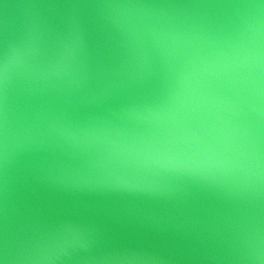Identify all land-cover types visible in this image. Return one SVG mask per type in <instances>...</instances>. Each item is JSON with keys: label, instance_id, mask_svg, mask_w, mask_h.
Listing matches in <instances>:
<instances>
[{"label": "clouds", "instance_id": "clouds-1", "mask_svg": "<svg viewBox=\"0 0 264 264\" xmlns=\"http://www.w3.org/2000/svg\"><path fill=\"white\" fill-rule=\"evenodd\" d=\"M21 7L34 11L18 23L0 21V264H74L76 257L84 264H175L167 249L98 247L134 229L187 245L194 253L188 259L264 264V0ZM89 26L109 41L112 63L98 66L102 83L85 99H106L155 76L161 91L154 101L85 120L55 106L85 93L94 79ZM18 89L30 101L23 108ZM23 156L35 158L32 180L53 190L167 199L172 193L161 178L180 175L238 207L209 222L106 208L87 209L105 223L53 219L36 201L17 207Z\"/></svg>", "mask_w": 264, "mask_h": 264}, {"label": "water", "instance_id": "water-1", "mask_svg": "<svg viewBox=\"0 0 264 264\" xmlns=\"http://www.w3.org/2000/svg\"><path fill=\"white\" fill-rule=\"evenodd\" d=\"M47 0H3V3L12 5L7 10L0 3V21L6 17L10 23H18L23 17L31 14L34 10L21 7L30 3H43ZM59 3H69L73 0H55ZM159 2L195 3V2H219V0H159ZM46 14H53V11L62 13L64 10H40ZM87 14V10H85ZM91 63L94 79L85 93L77 94L70 103L55 101V106L65 110L74 119L85 120L92 116L106 115L109 110L118 109L121 105L129 102L154 101L161 91V82L158 77H151L141 83L135 84L127 89L112 91L106 99L91 98L87 93L96 87V71L112 63L111 45L106 37L94 26H89L88 35ZM48 103H53L50 98H45ZM40 103L39 99L31 101ZM29 99L22 90L18 89L16 104L23 108L29 104ZM35 163L32 156H23L16 165V201L17 207L23 211L25 206L36 201L49 208L53 219L70 217L82 221H95L105 223L101 217L91 215L89 208H106L117 210H154L158 214L174 215L177 218L199 219L202 222H209L223 216H230L236 212L235 202L225 198L217 190L203 184L188 176L168 175L161 178L160 183L171 190L172 195L167 199H157L142 193L122 191H61L53 190L37 184L32 180L30 171ZM247 205L241 207V211ZM114 231H119L112 226ZM132 246L141 248L167 249L168 254L176 257L175 264H212L207 259L192 260L185 257L194 255L187 245H179L171 240L141 229H134L128 233H122L116 238L100 242L99 248L107 246ZM201 255H203L201 253ZM74 264H84L76 257Z\"/></svg>", "mask_w": 264, "mask_h": 264}]
</instances>
